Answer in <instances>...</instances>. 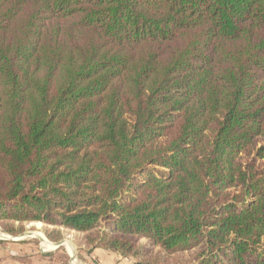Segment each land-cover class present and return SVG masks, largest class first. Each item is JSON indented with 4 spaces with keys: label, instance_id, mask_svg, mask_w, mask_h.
I'll return each instance as SVG.
<instances>
[{
    "label": "trees",
    "instance_id": "obj_1",
    "mask_svg": "<svg viewBox=\"0 0 264 264\" xmlns=\"http://www.w3.org/2000/svg\"><path fill=\"white\" fill-rule=\"evenodd\" d=\"M0 223L264 264V0H0Z\"/></svg>",
    "mask_w": 264,
    "mask_h": 264
},
{
    "label": "rangeland",
    "instance_id": "obj_2",
    "mask_svg": "<svg viewBox=\"0 0 264 264\" xmlns=\"http://www.w3.org/2000/svg\"><path fill=\"white\" fill-rule=\"evenodd\" d=\"M45 229L39 223H0V264H101L95 250L78 245L74 234L66 233L55 241L47 237Z\"/></svg>",
    "mask_w": 264,
    "mask_h": 264
},
{
    "label": "crops",
    "instance_id": "obj_3",
    "mask_svg": "<svg viewBox=\"0 0 264 264\" xmlns=\"http://www.w3.org/2000/svg\"><path fill=\"white\" fill-rule=\"evenodd\" d=\"M94 254L101 260V264H131L127 259L102 249H96Z\"/></svg>",
    "mask_w": 264,
    "mask_h": 264
},
{
    "label": "water",
    "instance_id": "obj_4",
    "mask_svg": "<svg viewBox=\"0 0 264 264\" xmlns=\"http://www.w3.org/2000/svg\"><path fill=\"white\" fill-rule=\"evenodd\" d=\"M62 244H63V242H61V243H57V244H56V247H60V246H62Z\"/></svg>",
    "mask_w": 264,
    "mask_h": 264
},
{
    "label": "bare ground",
    "instance_id": "obj_5",
    "mask_svg": "<svg viewBox=\"0 0 264 264\" xmlns=\"http://www.w3.org/2000/svg\"><path fill=\"white\" fill-rule=\"evenodd\" d=\"M49 247V246H48ZM47 248V247H46ZM74 262V261H73Z\"/></svg>",
    "mask_w": 264,
    "mask_h": 264
}]
</instances>
